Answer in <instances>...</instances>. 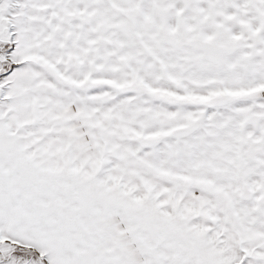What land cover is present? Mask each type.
I'll return each mask as SVG.
<instances>
[{
  "label": "snow or ice",
  "instance_id": "6c2138e0",
  "mask_svg": "<svg viewBox=\"0 0 264 264\" xmlns=\"http://www.w3.org/2000/svg\"><path fill=\"white\" fill-rule=\"evenodd\" d=\"M0 264H264V0H0Z\"/></svg>",
  "mask_w": 264,
  "mask_h": 264
}]
</instances>
